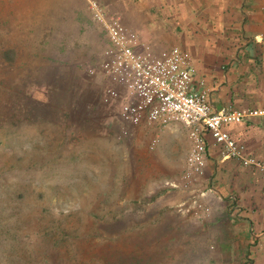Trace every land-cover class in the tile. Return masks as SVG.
<instances>
[{"label": "rangeland", "instance_id": "374dc122", "mask_svg": "<svg viewBox=\"0 0 264 264\" xmlns=\"http://www.w3.org/2000/svg\"><path fill=\"white\" fill-rule=\"evenodd\" d=\"M105 45L85 0H0V264H257L221 201L120 133L88 72Z\"/></svg>", "mask_w": 264, "mask_h": 264}, {"label": "crops", "instance_id": "0c3cea01", "mask_svg": "<svg viewBox=\"0 0 264 264\" xmlns=\"http://www.w3.org/2000/svg\"><path fill=\"white\" fill-rule=\"evenodd\" d=\"M96 1L134 31L153 54L161 56L171 47L186 53L195 69L194 80L203 78L212 110L262 104L264 0ZM98 73L105 80L101 92L108 80ZM124 100L120 97L110 103L118 101L120 107ZM130 128L135 142L144 136L157 140L147 151L152 175L163 181L179 177L189 144L187 126L181 121L160 126L142 120ZM224 129L244 145L246 154L264 163V117L228 124ZM204 174L209 193L222 203L221 213L239 224L240 233L229 236L241 235L248 252L264 254V183L256 169L221 158L219 148L207 136ZM172 194L179 197L183 192L177 189ZM231 243L235 247L238 242ZM257 264H264V258L259 257Z\"/></svg>", "mask_w": 264, "mask_h": 264}, {"label": "built area", "instance_id": "2783aa9c", "mask_svg": "<svg viewBox=\"0 0 264 264\" xmlns=\"http://www.w3.org/2000/svg\"><path fill=\"white\" fill-rule=\"evenodd\" d=\"M85 2L106 37L96 66L88 72H100L108 80L100 92L102 104L125 98L118 110L120 133L126 136L130 126L142 120L160 126L171 121L183 122L189 144L183 170L172 185L192 194L202 196L211 192L204 174L207 136L219 148L221 158L256 169L264 183V163L246 154L244 145L224 129L228 124L264 117V100L259 106L212 110L203 78L194 80L195 69L186 53L171 47L161 56L153 54L117 16L105 12L96 0ZM156 141L151 138L148 148H153ZM195 205L206 210L198 202Z\"/></svg>", "mask_w": 264, "mask_h": 264}, {"label": "trees", "instance_id": "16d2710c", "mask_svg": "<svg viewBox=\"0 0 264 264\" xmlns=\"http://www.w3.org/2000/svg\"><path fill=\"white\" fill-rule=\"evenodd\" d=\"M6 53V51L5 50H2V48L0 47V57L2 58V55L3 54H5ZM2 60L3 59H0V61L2 62ZM33 89V88H32ZM32 89H31V91L28 93V95L27 96H31V94H32Z\"/></svg>", "mask_w": 264, "mask_h": 264}]
</instances>
